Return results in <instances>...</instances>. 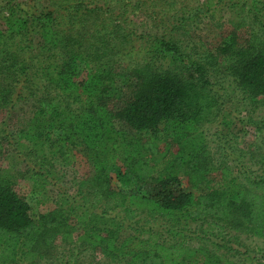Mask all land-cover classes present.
<instances>
[{
    "label": "trees",
    "instance_id": "1",
    "mask_svg": "<svg viewBox=\"0 0 264 264\" xmlns=\"http://www.w3.org/2000/svg\"><path fill=\"white\" fill-rule=\"evenodd\" d=\"M144 1L9 0L0 111L29 101L34 111L15 133L10 115L0 127V156L15 159L0 169V264H264L243 241L264 240V0L181 4L156 34L137 30ZM216 6L237 21L198 52L181 30ZM211 127L217 152L200 139ZM76 150L91 178L33 220L15 186L58 185V162ZM18 159L25 170L12 172Z\"/></svg>",
    "mask_w": 264,
    "mask_h": 264
},
{
    "label": "rangeland",
    "instance_id": "2",
    "mask_svg": "<svg viewBox=\"0 0 264 264\" xmlns=\"http://www.w3.org/2000/svg\"><path fill=\"white\" fill-rule=\"evenodd\" d=\"M26 1L30 7L43 8L49 5L53 0ZM175 1L178 2L176 5H170ZM204 1L205 0H145L141 6V9L137 11L136 16H134L137 30L141 33H160L163 30H166L168 26V18H166L168 16L164 15V10L167 12V14H169V17H171L177 14V12L180 10L181 4H183L186 10L193 11L196 8L202 6ZM211 3L215 4L216 1L212 0ZM8 5L9 0H0V17L5 15L6 7H8ZM235 21H237V17L229 7L216 6L213 13L208 15H200L188 21L189 25L186 27V32L181 30L183 35L180 38L185 42V44L194 47L198 52L212 49L221 43L223 37L229 35L232 32V25ZM238 34L245 36L244 32ZM57 57H59V55ZM233 98L234 100L239 99L234 96ZM111 107L113 109L116 108V106L113 104ZM33 111L34 108L30 101L18 104L9 114L7 111H0V127L4 121H8L7 119L10 115L11 123H9V130L12 133H15V127L18 118H29ZM243 116H246V113H243ZM202 132L203 135L200 139L203 142H208L210 149L215 152L218 148V142L216 141V136H214L216 132L215 127L205 128L202 130ZM237 132L238 131H235L236 134ZM248 132L249 134L246 136L237 135L239 136L237 142L241 149H246L247 146L254 142V129L250 128ZM16 136L18 138V134H16ZM13 162H15L14 156L11 155V153L7 154V152H5L4 155L0 156V169H10L12 164H14ZM19 162H21L20 159H18V165L16 166V169L13 168V170H11L12 172L25 170V166ZM67 162H69V164L62 168L60 166V162H58L57 167L55 168L57 172L56 175L58 179V185H54V187H52V183L48 184V182L51 181L49 179L46 183L47 186L43 189L39 188L37 190H32V183L28 180H21L15 186L16 192L29 204V214L33 220H38L40 215L53 209L55 201L59 197V190H69L71 194H75V190L77 188L76 185L84 179L91 178L92 170L82 151L76 150L70 154ZM231 166L232 169L236 171L235 164H231ZM180 181L182 183V188L185 191L194 194L200 192V190L191 187L186 176L181 175ZM128 235L129 232L124 233V236L127 237ZM243 241L249 248L259 252H264L263 239L258 237H243ZM60 248L62 249V247ZM97 257L99 259V255H97Z\"/></svg>",
    "mask_w": 264,
    "mask_h": 264
}]
</instances>
